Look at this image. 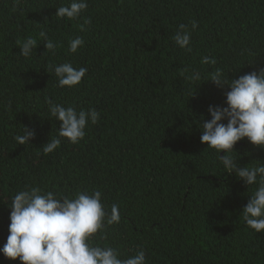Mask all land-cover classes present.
I'll return each mask as SVG.
<instances>
[{"label": "trees", "instance_id": "16d2710c", "mask_svg": "<svg viewBox=\"0 0 264 264\" xmlns=\"http://www.w3.org/2000/svg\"><path fill=\"white\" fill-rule=\"evenodd\" d=\"M66 3L0 0V247L10 234L11 198L25 186L58 195L98 189L109 214L119 205L121 219L93 242L118 248L121 258L143 249L147 264H264V231L242 215L255 186L224 172L200 139L209 106H226L230 89L210 80L196 86L184 72L220 68L231 80L264 68V0H88L79 19L55 17ZM85 18L91 24L81 32ZM193 20L199 28L189 53L172 36ZM42 30L58 42L55 54L44 55ZM78 35L85 44L71 53ZM27 37L38 47L25 58L17 41ZM205 56L216 64H201ZM67 61L88 69L71 88L49 72ZM49 99L94 108L99 121L79 143L60 138L44 153L62 123L50 117ZM24 126L35 137L21 145L15 136ZM234 151L242 167L264 161V148L247 138ZM0 264L21 261L0 253Z\"/></svg>", "mask_w": 264, "mask_h": 264}, {"label": "clouds", "instance_id": "9594fccd", "mask_svg": "<svg viewBox=\"0 0 264 264\" xmlns=\"http://www.w3.org/2000/svg\"><path fill=\"white\" fill-rule=\"evenodd\" d=\"M89 7L88 0H68L57 7L55 17L76 20ZM47 23V22H46ZM45 23V24H46ZM91 19L85 18L79 25L80 31L86 30ZM199 28L197 21L190 26L180 24L172 36L176 46L192 52V34ZM47 51L55 54L58 42L48 38L45 31L39 33ZM20 56L28 58L37 49L36 38L27 37L17 41ZM85 40L76 36L69 41V51L76 53L83 47ZM201 64L215 65L216 60L205 56ZM58 86L69 88L79 85L88 69L76 68L70 61L50 65ZM185 79L197 85L201 81H212L218 88L230 89L226 92V106H209L211 119L199 126L202 129L201 142L214 149L224 172H235L243 182L255 186L248 203L243 208L246 225L259 233L264 231V161L254 166H240L239 154L234 151L237 142L247 138L258 147L264 148V68L259 71L228 79L227 74L216 68L205 75L198 69H184ZM189 96L194 95L191 91ZM48 113L51 118L61 121L58 138L51 139L43 147L44 153L55 151L61 144L60 138H67L76 144L86 136L89 122L96 124L100 114L96 109L77 110L74 106L65 107L61 103L48 100ZM227 121V123H224ZM35 137V131L24 126L23 135H16L18 144L25 145ZM224 152V155H221ZM102 192L93 189L77 191L72 195H58L43 191L40 187L25 186L11 198L9 235L0 253L12 260L19 259L21 264H147L146 252L140 249L135 255L121 258L118 248L108 244L94 243L93 238L105 239L106 226L118 224L121 214L118 204L111 205L110 214L102 202ZM98 234V235H97Z\"/></svg>", "mask_w": 264, "mask_h": 264}]
</instances>
